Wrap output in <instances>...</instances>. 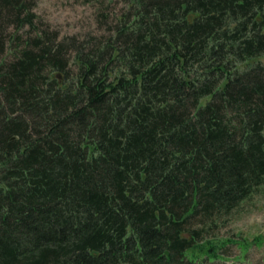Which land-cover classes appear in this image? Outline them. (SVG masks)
<instances>
[{"label":"trees","instance_id":"16d2710c","mask_svg":"<svg viewBox=\"0 0 264 264\" xmlns=\"http://www.w3.org/2000/svg\"><path fill=\"white\" fill-rule=\"evenodd\" d=\"M34 1L0 0V55ZM129 3L0 61V264L222 260L204 230L264 185V0Z\"/></svg>","mask_w":264,"mask_h":264},{"label":"rangeland","instance_id":"374dc122","mask_svg":"<svg viewBox=\"0 0 264 264\" xmlns=\"http://www.w3.org/2000/svg\"><path fill=\"white\" fill-rule=\"evenodd\" d=\"M129 4V0H35L32 4L35 25L17 31L12 24L7 27L4 33L6 46L0 61H10L13 47L19 48L25 39L43 31L50 35L51 32L58 33L56 41L62 43H68L71 37L87 48L102 43L113 34L114 25L128 10ZM65 48V58L70 65L74 46L66 44ZM257 62L264 63V55L239 63L237 67L243 69ZM209 98H203L200 104ZM204 236L209 237L204 244L217 240L225 244L222 260L205 264H264V185L233 212L206 228Z\"/></svg>","mask_w":264,"mask_h":264}]
</instances>
